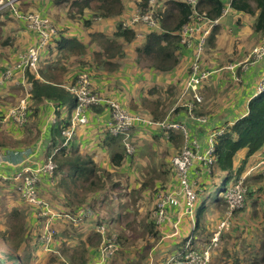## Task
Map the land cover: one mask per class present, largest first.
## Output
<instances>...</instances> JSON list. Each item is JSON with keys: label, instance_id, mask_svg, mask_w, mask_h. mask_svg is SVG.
<instances>
[{"label": "trees", "instance_id": "trees-1", "mask_svg": "<svg viewBox=\"0 0 264 264\" xmlns=\"http://www.w3.org/2000/svg\"><path fill=\"white\" fill-rule=\"evenodd\" d=\"M6 1L7 0H3L0 2V42L2 45L6 44L8 40V37L3 36V33L18 28L15 26L19 21L25 22L15 15L13 8L10 4H6ZM15 1L19 2L21 0ZM37 1H42L39 3L47 6L46 2L48 0H34V4H37ZM54 1L57 4H66V13H64L66 19L58 18L62 23H55L51 19L52 22L56 24V27L59 25L57 27L59 31L58 35L53 41L48 42L39 49L36 68H32L31 66L24 68V78L29 90L30 114L28 120L21 126H16L15 124L3 126H8L10 132L11 130H16L15 126L18 127V129H22L20 137H12L10 133L5 132L3 128L0 127V154L6 152V150H23L25 147L34 144L38 140L41 132L39 127V113L42 105L51 104L56 115L65 110V120L58 123L57 126L52 129L50 132V141L45 145L46 149L43 155L44 161L46 162L48 158H51L55 164L52 173H45V176L50 177L51 183L55 189H57L58 195L65 198L64 205L70 214L75 213L79 208L85 206H90L95 210H102L103 204H107L104 200L109 197L107 200L116 203L115 207H117V210L107 211L105 215H102L104 217L96 220L95 224L104 222L108 225L109 230H114L110 224L116 221L120 229L118 231L114 230L113 232L117 234L118 239L124 244V247L128 241V237L123 233L124 230L136 231L135 228H138L142 231V233H140L142 236H148L146 244L151 248L164 234L162 233L163 227L156 226L154 222V211L156 209L154 195L157 191H169L174 188L171 186L175 178L172 161H169V167H167V164L160 171L148 170L147 173H132V175L127 171H121L119 169L121 166L132 168L133 159L128 157L129 154L123 147L122 139L110 135L105 128L103 129L104 133L101 143L107 146L109 151L110 167L100 166L89 153L81 152L79 147L70 145L69 142L71 139L66 144L62 145V141H64L62 131L70 126V120L76 106V97L67 89V86L75 83L77 75L81 72L71 77L72 73L70 70L71 66L74 64L87 72H91L95 69V65L97 67L102 65L105 70L114 69L118 65L114 59L123 57V43L135 44V53L138 59L145 61L149 67L157 71L166 72L177 67L179 64L178 52H181L178 31L181 26L188 21L192 11L191 7L185 0H157L160 8L159 14L161 15L158 21V29H150L145 33L142 41H139L136 39L135 29L124 28L121 23H118L112 32L106 29H104V31L94 29L95 19L101 18L107 20L109 18L119 17L123 13L125 4L129 0ZM132 1L134 3L133 7L138 6L146 8L148 4V0H130L129 2ZM228 3L231 11L241 12L255 17L254 28L257 32L262 33V37L264 36V0H198L197 10L200 13L204 12L208 19L215 20L221 16L224 7ZM12 4L20 14L22 12H37L35 11L36 7H24L21 2H19L18 5L17 2ZM45 9L49 10L48 7H45ZM86 13H89V15H86ZM41 16L48 18L47 13ZM54 17L57 18V15ZM68 21L73 25L79 24L81 29H85L87 31L85 36L84 34L82 35L80 30L78 32L72 31ZM217 30L218 27L216 25L212 27V33L209 36L210 42H213L214 34ZM35 39L37 41L36 36ZM7 65H10V63H6L2 70H4ZM16 73L13 74L11 79L20 75L19 72ZM187 76L188 75L182 80V87ZM208 78L209 76L202 82L200 88L204 96L203 102L199 107H197V103H194L193 113L195 115H207L211 117L215 112L214 109H211L214 103L212 100L215 96L212 95L209 100L212 102H209L207 101L209 97L206 96L204 91H208L211 88L209 87L210 81ZM10 80H7V82ZM20 86L22 87V85ZM171 90L172 88L170 87L168 92H171ZM92 91L100 94L95 88H92ZM155 91V88L147 90L146 98H143L139 103L134 102L132 105H128L130 109L119 101L118 102L130 111L132 109L135 111L141 110L143 117L147 120L160 121L168 115V109L173 100L171 99L169 103H165L157 98L147 97L148 94ZM186 100V98L181 99V105L176 106L171 112V117L168 115L167 119L170 122L184 124L188 131L186 122L194 120L190 117L187 108L183 106ZM89 108H92L95 112H99L102 109L107 110L109 116L108 105H92ZM2 115L0 114V117ZM139 124L135 125L130 131L131 141L133 140L137 143L141 142L146 136V133L152 139L163 135L164 141H166L168 145H172L174 150L171 159L181 151L185 141L181 129L174 127L163 129L158 125L147 123H145L143 127ZM220 129L221 132L215 134L213 137V152L210 154L211 162L209 167H206L204 170H199L203 167L202 162L193 160L191 170H188V175L191 177V180L195 178V170L202 172L194 184L196 199L193 213L191 212V215L185 213L184 216L179 218L177 225L179 235H183V233H181L182 230L186 232V236L182 241L176 243V246L180 245V251L185 250L188 238H191V242L198 245V248H203L210 244L211 237L216 230L217 224L220 220L225 218L226 213L220 210V214L216 215L215 218L217 219L215 221L213 220L210 224L205 223L203 215L207 210L208 201L213 200L214 204H219L220 201H223L224 197L219 195L220 191L223 192L234 178L245 173L243 170L249 157L264 145V91L258 96L251 98L245 115L239 117L233 123L223 124L210 131ZM244 150V155L239 158V155L243 154ZM23 165L24 164L20 165L16 169L11 168L10 170H6L5 167L1 165L0 172L12 176ZM164 173L168 174L166 181L156 186L154 182L161 178ZM132 176L134 184H131ZM0 182L12 183L13 190H16L18 194H20V181L3 179L0 177ZM135 182L137 183L135 184ZM246 182H248L247 179ZM254 191L256 190H253L252 187L248 185L244 206L234 209V211L230 213L231 215L228 216L229 222L231 218H233L232 214L243 211L247 207V200L253 195ZM142 196L147 198V200L152 199V203H154V205H150L151 211L149 212L150 219L148 221L146 219V210L143 216L140 215L144 205L143 203L139 204L138 201ZM118 199H120L119 202H117ZM23 202L31 206V208L26 207L30 210V214L34 216V210L38 212L35 206L25 201ZM224 204H226V202ZM181 205L183 206V202ZM174 207L175 206L169 207V213ZM8 215L10 218L9 223L4 224V221L0 223V240L2 242H0V264H7V261H10L12 264H19L21 261L23 264H29V256L32 254L30 249L36 246V244H40L39 225L36 227V230L33 231V227L31 228L26 223L27 213L24 208L13 207ZM193 217V226H190L192 222L190 218ZM65 219L66 217L60 216L53 220V225L56 230L58 229L57 222ZM70 223V227L74 226L73 222ZM231 226H233V224H231ZM58 232L59 230L54 235V241ZM69 234L70 232L67 229L64 235L69 237ZM203 235H205L204 239ZM221 236V241L227 246L226 248L224 247L225 252L222 261L227 262V264H264V252L260 255L259 259H255V257L251 256L253 254L256 255V252L253 251L242 257L238 255L236 248H238L241 241H239V236L231 235V230L228 231L223 229ZM100 241L101 236L97 230L93 229L89 231L81 241H76L82 242L81 251L84 255H80L79 260H76V257L71 255L70 259L77 264H90L89 253L87 254L88 248H97ZM262 241L263 240H261L259 245L261 247L262 244L264 248V241ZM134 244L138 246L135 241ZM4 245L8 247H4ZM157 247H160V245ZM161 247L168 248L167 241H164ZM215 249L211 251L214 252ZM63 251H65V249H63ZM227 251H230L231 254ZM118 253L121 254V263L135 264L128 259V255L134 257L137 256L136 253L133 252L128 254L125 251H119ZM143 258H145L144 255ZM165 260L166 259H164V262ZM222 261H220L221 264H223ZM92 263L93 258L91 264Z\"/></svg>", "mask_w": 264, "mask_h": 264}, {"label": "built area", "instance_id": "built-area-1", "mask_svg": "<svg viewBox=\"0 0 264 264\" xmlns=\"http://www.w3.org/2000/svg\"><path fill=\"white\" fill-rule=\"evenodd\" d=\"M191 7V14L186 23H184L178 31L180 36L181 46H193L192 60L189 65V73L184 81L182 92L188 98L183 103L188 110L190 117L199 123L205 122L206 117L203 115H195L193 113L194 103L202 102V95L200 92L202 82L210 75V72L202 67L200 53L203 47V39L217 23L218 19L212 20L205 16V13L198 12V0H185ZM15 15L28 23V25L36 32L37 41L35 44L29 46L27 50L18 55V58L13 64L6 66L1 73L0 81L10 79L14 73L19 72L24 76V68L31 66L35 68V62L39 55V49L50 41H53L58 35V28L46 17L38 13H18L9 1ZM157 0H148L146 8L136 7L131 14L121 22L122 27L132 28L135 25L143 24L149 29H158V21L160 18V8ZM230 9L229 3L224 7L222 14H225ZM205 25V29H202ZM197 43L195 45V40ZM248 59L252 61L261 60L264 58V36L255 44L248 54ZM91 82L87 72H80L77 75L75 83L67 86L76 97V106L70 120V126L62 131L64 141L62 145L66 144L70 137L74 134L76 125L86 124L88 119L85 115L86 110L92 105H108L109 116L105 122L104 128L110 135L120 137L124 147L132 152L133 146L130 139V131L138 123H147L158 125L163 129L179 128L184 136V145L181 151L172 157L173 171L178 181V186L169 190L157 193L156 209L154 211V222L156 226H162L168 218L169 207L181 205L183 202V213H193L194 201L196 199V192L192 189L188 170L190 169L193 160L202 162L206 167H209L211 162L210 154L213 152V137L215 134L221 132L220 130L210 131L207 137V146L203 153L197 154L194 150L198 145L195 141L191 142L188 137V131L184 124L174 123L168 121V116L160 121L147 120L140 114L133 113L126 107L122 106L115 100H108L100 96L97 92L91 89ZM264 91V74L261 76L256 86L255 96H258ZM185 99L184 96L180 97ZM181 102V101H180ZM28 104L26 99H21L19 104L11 107L7 113L0 118V122L9 121L16 125H23L28 120ZM128 152V153H129ZM12 161L4 155L0 154V166L3 163L10 164ZM264 164V159L260 161ZM55 164L51 158H48L45 163L30 167L23 165L12 176H8L0 172V177L3 179H14L21 182V197L26 203L33 205L39 209V216L43 221L42 234L40 241L49 249V244L53 240V235L56 230L53 228V220L56 217L64 216L72 221H79L84 218H91L94 215V209L90 206L79 208L75 213L70 214L66 212L57 213L50 208L47 201L40 198L38 195L37 184L41 182L42 173L51 174ZM245 176L240 175L234 178L230 184L223 191V197L228 203L226 216L220 220L216 226V230L211 237L209 245L203 248H196L190 245L187 250L181 251L180 258L167 264H208L211 256V250L220 239L223 229L228 226V216H230L234 209L243 206V201L246 194ZM179 219L175 221L173 226L177 227ZM74 223V222H73ZM100 233L101 241L97 248V256L93 264H100L106 262L116 253L119 247V239L115 232L107 233L108 225L99 224L96 226Z\"/></svg>", "mask_w": 264, "mask_h": 264}, {"label": "rangeland", "instance_id": "rangeland-1", "mask_svg": "<svg viewBox=\"0 0 264 264\" xmlns=\"http://www.w3.org/2000/svg\"><path fill=\"white\" fill-rule=\"evenodd\" d=\"M0 1H2V0H0ZM60 7L62 10L61 12H63V16H65L64 13H66L65 12L66 11V4H62ZM23 11H25V10H23ZM22 13H25V12H22ZM51 13L52 12L50 11L48 14V18L50 20L52 19ZM86 15H89V13H86ZM127 15H128V12L125 11V14L123 13V16H122L120 21L125 20V17ZM252 19L253 18L250 17L249 15L246 16V19H238V20H236V15L234 16V18L230 17L226 22V25L228 26V28L226 30V35H224L221 38V40H219V42H218L219 43V45H218L219 51L222 52L223 55H225L223 57L226 60V62L228 64L235 62V63H232L236 66L234 68V71H235L234 73L240 72L242 70V67L245 65V63H249L251 61V59H248V60L246 59L247 55H244V51H243V53H240L242 51V48H243L242 47L243 45L241 46V44L235 45L236 50L239 51L240 54H238L236 57H233V58H227V56H232L234 54L232 52V48H234L231 46L232 43L233 44H235V42L239 43V42H241V39H243V37H238L237 39L234 38L233 37L234 36L233 31H235L236 24H238L240 22H245L244 26L240 27V29L242 28L243 32H247V28H251L250 21ZM95 20H97V19H95ZM25 22L23 23V22L19 21L17 23V25L15 26V27H19V29H17V30L5 31V29H4L5 32L3 33V36L8 37L9 42H12V35L14 33L17 34L20 31L22 33H25V34L26 33L31 34V37L27 41H25L23 39L22 43H21V47L17 48V49H14L11 46H7V44H6V47H7V50L9 53L7 54V56L4 59L0 60V71L3 69V66L6 63H10V64L13 63L15 58H16V55L18 58L19 54L24 53L29 46L36 43L35 37L32 38V36H33L32 33H29L28 31L30 30V31L34 32L35 34H36V32L28 25L27 22L26 23ZM54 25H56V24H54ZM136 26H145V25L138 24ZM27 27H29V30H27ZM211 33L207 34L203 39V47H202V50L200 53V59L202 57L204 47L206 46L207 38H209L208 36H210ZM258 33L262 34L261 32H258ZM34 36L37 37V34ZM215 37H216V33L214 34L213 42H210L211 47H210V45L207 46V53H208V56L211 58H212V55H215L214 54L215 49H216ZM137 39H139V37H137ZM235 39H236V41H235ZM228 41H229V44L227 43ZM137 43H139V42H137ZM134 48H135V44L127 45L126 43H123L122 49L124 52L126 51L127 54H124V56L122 58H117L115 60L118 65L112 70H105L102 65L99 67H97L95 65L94 66L95 69H93L91 72H87V71H84V69H81L77 65L74 64L71 66L72 75H75L80 71L81 72L82 71L87 72L89 75L90 82H92V86H93V80L95 77V81L98 84L95 87L93 86V88H95L96 91H98L100 93V96H102L104 98V100L105 99H108V100L112 99V100H115L117 102L119 101L120 103H122L123 105H125L128 108H130L128 106L129 104L132 105L134 102L139 103V101H141L143 98H146V91L147 90H151V89L155 88L156 91L151 93V94H148L147 97L148 98H157V99H159L165 103H169L172 99L173 100L172 104L170 105V107L168 109V115L171 117V112L173 111V109L176 106L181 105L180 104V101H181L180 97L184 96V98H186V99L188 98V96L184 95L182 92V88L184 87V83H183V87H182V82H183L182 80L184 77H182V75L179 72L169 73L171 76H167L168 74H163V75L159 74V73H164V72L157 71V70L149 67L145 61L139 60L138 56H136L133 53ZM209 48H212L211 53H210ZM34 67L36 68V62H35ZM16 74H18V73H16ZM14 79H16V78L14 77L13 80ZM13 80L11 82L5 83L6 87L4 86L5 84L0 85V114H2V112L7 110L9 107H13V105L18 103V100L22 97V92L20 91L19 87L14 86ZM170 87L172 88V90H171V92H168V89ZM91 89H92V87H91ZM104 104H101V105H104ZM94 106H97V105H94ZM131 111L136 112V113L143 116L141 110L135 111L134 109H132ZM146 117L148 118L147 115H146ZM15 131H17V130H15ZM131 145L133 146L132 152H129L124 146L123 147L125 148V151L127 153L129 152L128 157L133 159L132 168H129L127 166H121L119 168L121 171H127L131 175H132V173H135V174L147 173L148 170L160 171L169 163V161H172L171 156L173 155L174 150L172 148V145H168L167 142L164 141L163 135H160V137H158V138L152 139L146 133V136L143 138V140L141 142L137 143V142H134L132 140ZM98 147L100 148L99 150H98ZM91 155L97 162H99L100 165L105 166V167H109V165H107V163H106L108 158H109V151L107 149V146H104L103 148H101V146L98 145L95 152L92 153ZM199 166L202 167L201 165H199ZM167 167H169V164ZM256 168L257 169L255 171L258 172L256 174L257 177L255 176L254 178L249 179V178H247V176L244 175L245 179H247V181H248V182L245 181L246 189L249 185V187L251 186L253 190H256L253 192V195L247 200L248 205L245 208L246 210L249 209L250 217L249 218L247 216H245L244 218L241 217V216L245 215L244 211H238L235 214H232L233 218H231V220L228 223V226L225 228V230H228V231L231 230V232H233L235 235L242 236L241 239L243 240V237H245V235L249 232L250 228L256 226L259 229V231L257 229V237L255 238V242H256L257 246L259 247L261 240L264 241V230H263L264 229V164L259 162V164L257 165ZM204 169H206V168L202 167L199 170H204ZM199 170L194 171L195 176L201 174L202 171L200 172ZM196 171H199V173H197ZM167 176H168V174H165V173L162 174L161 178H159L157 181H155L154 184L157 186V184H160V183L166 181ZM189 179H190V177H189ZM196 181H197L196 178H193V180L190 179V183H191L190 185H191L193 190H194V184L196 183ZM136 183L137 182H135V184ZM38 184H40V183H38ZM38 184H37V187H38V189H40ZM41 184L43 186L40 185L41 190L40 191L38 190V195L40 197L42 196L45 200L49 201L51 204L52 202H51L50 197H52V195H54V194L52 191L50 192V190L49 191L47 190V187L45 184H43V183H41ZM131 184H134L133 176L131 177ZM1 185L4 187L5 191H10V193L8 195H11V197H15L16 199H20L21 201L23 200L21 197V192L19 191L20 194H18V192L16 190H13L12 186H11L12 184H10L8 182V183H4ZM171 186H173L174 188L178 186V181H177L176 177L174 178ZM257 190H259V191H257ZM157 193H158V191L154 195V203H156V201H157ZM136 195H138V194H136ZM219 195L223 197V192L220 191ZM245 197H246V194H245ZM107 199H109V197ZM52 201H54L56 207H58L57 202H56L57 200L54 197H52ZM119 201H120V199L117 200V202H119ZM138 202H139V204L143 203V205H144L140 215L143 216L145 213V210H146V219L148 221L150 219V216H149V212L151 211L150 205H154V203H152V199L147 200V198H144V196H142V198H139ZM225 202H226V200H223V201H220L219 204H214L215 210H213V212L206 210L204 212V215H203L204 222L207 224H210L209 222L212 223L213 220L215 221L217 219L215 217H216V215L220 214V210H221V212H224V211L226 212L228 203L226 202V204H224ZM245 202H246V199L244 198L243 206H244ZM106 203L107 204H105V203L103 204L102 210H95L94 209V211H95L94 215H96L98 213H106L107 211H110V210H116V207H115L116 203L110 202L109 200H107ZM243 206H241V207H243ZM22 208H24L26 210V213L28 214V219L31 217V215L33 216V214L29 213L30 212L29 209H27L24 206H22ZM3 211H4V214L0 215V223H2L3 221H4V224L9 223L10 218H9V215L7 214V209H6V211L5 210H3ZM66 213H69V212L66 211ZM34 214H36L37 219L40 222H42V219L39 216V209H38V212H36L34 210ZM208 215H211V216H208ZM86 220H87V218H84V219L79 220V221H72L71 219L66 218L63 221L57 222V224H58L57 227H58L59 232L55 236V241H56L55 248L57 250H59V254L56 256V257H58L57 261L55 262L54 260H51L50 264H65L66 263L67 258L65 256V254L67 256H69V251H68L69 249L66 248L67 249L66 251H62L64 249L63 247H66L68 244H71L73 247L75 243L72 242L71 240L79 241L84 237L85 231L87 230V228L90 225L89 223L83 224V223H85ZM228 221H229V218H228ZM40 222H39V228H38L39 231L41 228ZM70 222H74L75 226L70 227L69 226L71 224ZM34 223H36L35 220H34ZM233 223H237V224L241 225V228L239 226H232L231 227V224H233ZM164 224H162V226H161V227H163V229H162V233H164L162 235L163 237L161 236L159 241L156 242L154 244V246H152L151 248L149 247L148 244H146V239H148V236H142V234H140V233H142L141 230H139L138 228H135L136 231H130L128 229L124 230L123 233H125V236L128 237V241L125 244V247H124V244L121 243V241L119 240L120 241L119 247H118V250L116 251V253L113 254L111 256V258L108 259L106 262H103L100 264H113L112 261L115 258H116V260L114 261V264H125V262H122V263L120 262V260H121L120 255L121 254L118 253L119 251H121V252L125 251L128 254H131L133 252L136 253L137 256H134V257H131V255H128V259H130V261L134 262L135 264H162V260H164V258H165V253L166 254L171 253L169 257H171V256L172 257L168 260L170 262L176 260L177 258H180L181 257L180 245L176 246V243L182 241V239L186 236L185 235L186 232L182 230L183 235H179L178 227L173 226L170 230H168V229L164 228ZM111 227L116 231H118L120 229V226L116 222L111 224ZM67 229L70 232L69 237H66L64 235V233L67 231ZM114 230L108 229L106 234H108L109 232H113ZM56 233L57 232H55V234ZM54 235H53V238H54ZM204 238H205V235H203V239ZM161 240H162V242L159 244V242ZM219 240L216 242V245L212 248V250L217 247ZM134 241H135V243L138 244V246H136L134 244ZM164 241H167L168 248L170 247V249L168 251H165V250L162 251L163 254L158 252L152 256H149L151 249L152 250L157 249L158 245H160V248H162L161 245L163 244ZM0 242H1V240H0ZM190 244H193V243L191 242V238L190 239L188 238V242L185 245V250L188 249ZM144 245H146V246H144ZM4 247H8V246L4 245ZM76 247L77 248L82 247V242H77ZM226 247L227 246L225 245V248ZM30 252H32V254L29 256V264H46V263L42 262V257H46V256H42V254H41L42 249L41 250H39L38 248L30 249ZM72 252H73V249H72ZM263 252H264V248L261 244L259 252L256 253V255L253 254L251 256L255 257V259H259L260 255L263 254ZM74 254L77 255V258H79L78 255H84L80 252H76ZM143 255L145 258H143ZM92 257H93V254H92ZM92 257H90V264L92 261ZM119 257H120V259H119ZM219 260H220V258L218 259V256H217L216 259L214 261L211 260V262L209 264H221ZM94 261H95V257L93 258V263H94ZM222 262H223V264H227V262H224V261H222ZM7 264H12V263L10 261H7ZM19 264H23V262L21 261Z\"/></svg>", "mask_w": 264, "mask_h": 264}, {"label": "crops", "instance_id": "crops-1", "mask_svg": "<svg viewBox=\"0 0 264 264\" xmlns=\"http://www.w3.org/2000/svg\"><path fill=\"white\" fill-rule=\"evenodd\" d=\"M3 1V0H2ZM0 1V2H2ZM9 1H11L12 3H16L17 5L19 2H21V4L24 7H32L35 8V11H37V13L41 14V15H45V13L49 14V10L52 12L51 13V18L55 23H62L58 18L60 19H66V16H63V12H61V5L62 3L57 4L54 0H48L46 2V5H42L39 2L42 1H37V4H34V0H21V1H15V0H7L6 4H10ZM5 5V4H4ZM133 1L129 2L127 1V3L125 4V9L123 10V13L125 14V11L128 12V15L125 17V19L131 14V12L134 11V9L137 6H134ZM13 6V4H12ZM45 7H48L49 10H46ZM4 8V7H3ZM15 9V7H14ZM4 10V9H3ZM16 10V9H15ZM3 13V12H2ZM123 13L116 18H109L107 20L98 18L97 20H95L94 23V29L96 30H102L104 31V29L112 32L115 29V26L118 23H121L122 21L121 18L123 16ZM62 14V15H61ZM127 14V13H126ZM57 15V18H55L54 16ZM236 15V20L238 19H246L247 14L241 13V12H234L231 11L230 9L228 10L227 13L225 14H221V16L218 19L217 23L215 24L218 27V30L216 32V37H215V44H216V49H215V55H212V58L208 56L207 53V46L210 45V40L209 38H207V43L206 46L204 47L203 53H202V57H201V63H202V67L206 70H208L210 72L209 75V81H210V90L205 91L206 96L209 97V99H207V101H209L212 97V95L215 96V98L213 99L214 103L213 106H211V109L215 110V112L213 113V115L211 117L207 116V115H203L206 117V121L199 123V122H194V121H188L186 122V124L188 125V131H189V139L191 142L195 141V143L198 145L197 149H195L194 151L197 154L203 153V151L205 150L206 146H207V137H208V133L211 129L217 128L223 124L226 123H233L231 121L233 120H237L239 117H242L243 115H245L247 113L248 110V103L251 100V98L255 97V92H256V86L257 83L259 82L261 76L264 74V58L261 60H257V61H250L249 63H245V65L242 67V70L240 72L234 73V68L236 67L234 64L235 62L232 63H227L226 60L224 59L223 53L219 51V40H221V38L226 35V30L228 28V26L226 25L227 20L230 17H233ZM250 16V15H249ZM252 17V16H250ZM253 19L250 21V26L251 28H247V32H243L242 28L240 29V27H243L245 22H240L238 24H236V28L235 31H233L234 34V38H238V37H243V39H241V42L237 43L235 42V44L232 43V52L234 53L232 56H227V58H233L236 57L238 54L243 53L244 51V55L249 54V51L251 50V48L257 44L261 38H262V34H259L255 28H254V19L255 17H252ZM7 20V19H6ZM9 21V20H7ZM65 21V20H64ZM52 22V21H51ZM54 22H52L53 24H55ZM68 24L70 26V29L72 31L78 32L79 30L81 31L82 35L86 34L87 31L85 29H81V26L79 24L73 25L70 21H68ZM214 25V26H215ZM133 29H135L136 32V39L137 37H139V41H142V39L144 38V35L147 31H149L150 29L147 26H134L132 27ZM140 28V29H139ZM18 28H15L13 30H17ZM202 29H205V25H203ZM27 30H29V27H27ZM29 33H32V38H34L36 35L34 32L32 31H28ZM212 29L208 32L211 33ZM242 34V35H241ZM31 34H25L22 33L21 31L19 33H14L12 35V42H9V38L7 40V46H11L14 49L20 48L21 47V43L22 40L24 39L25 41H27L28 39H30ZM209 37V36H208ZM235 39V41H236ZM84 41V40H82ZM195 45L197 43V39L195 40ZM229 44V41L227 42ZM6 44L2 45L0 42V60L4 59L7 54L9 53L6 47ZM127 45H130V43H126ZM237 44H241L242 51L239 53V51L236 50L235 45ZM210 53L212 48H209ZM133 53L136 55L135 53V48L133 50ZM124 54H127L126 51L124 52ZM123 54V56H124ZM192 55H193V46H181V52H178V57H179V64L177 67L166 71L164 73H159L161 75L163 74H168L167 76H171L169 73L171 72H179L182 77H186V75H188L189 73V65L190 62L192 60ZM246 57V59L248 60V58ZM117 58L114 59V61ZM71 71V70H70ZM3 72V70L0 71V76L1 73ZM72 73V71H71ZM67 76V74H66ZM65 76V77H66ZM25 76H15L16 79H14L13 84L17 85L15 87H19L20 91L22 92V97L18 100V103H16L13 106H16L19 104L21 99H26L27 100V104H28V109H29V90H28V86L25 82ZM72 77V74H71ZM11 79V78H10ZM8 79V80H10ZM13 79H11L8 82H11ZM5 83H7V80L4 81H0V85H4ZM97 82L95 81V77L93 80V86H97ZM22 85V87L20 86ZM6 87V84L4 85ZM92 86V82H91V87ZM201 95H202V102L204 100L203 97V93L200 90ZM47 102V101H46ZM201 102V103H202ZM212 102V101H209ZM201 103H197L199 107L201 105ZM130 105V104H129ZM52 105H48V104H44L41 106L40 109V113H39V118H40V122H39V127L41 129L40 135L38 137V140L30 145L25 147L23 150H19V149H14V150H6V152H2L1 154L4 155L5 157L9 158V160H11L12 162L10 164H6L3 163V166L5 167L6 170H10L11 168H18L20 165L24 164V165H28L30 167H35L37 164L41 165L43 163H45L44 161V151L46 149V144L50 138L51 135V131L52 129L57 126L58 123H60L61 121L65 120V110L62 111V113L56 115L54 113V109L51 107ZM11 107H9L7 110L2 112V116L3 117L7 111L10 109ZM130 109V108H129ZM224 111H227V114L224 115L221 119L216 120V117L220 114L223 113ZM50 113V114H49ZM29 114H30V109H29ZM28 114V117H29ZM85 115L88 119L86 124L83 125H76L75 127V131L74 134L70 137V145H75V147H79L81 148L80 151L81 152H87L90 155L92 153L95 152L96 148L98 145L101 146V148L104 147L103 143H101V139L103 136V129H104V125L106 120L108 119V111L107 110H100L99 112H95L92 110V108H88L85 112ZM0 117V118H1ZM234 121V122H235ZM13 123L9 122V121H5V122H0V127L3 128V130L7 133H10V135L12 137H20L22 134V129H18L19 125L15 126V129L17 131L11 130V132L9 131V127H3L5 125H11ZM139 124V123H138ZM137 124V125H138ZM14 125V124H13ZM140 126H145L144 123H140ZM68 140V141H69ZM67 141V142H68ZM63 142V141H62ZM100 148L98 147V150ZM84 150V151H83ZM245 153V150L243 152V154L239 155V158H241ZM92 157V155H91ZM93 158V157H92ZM264 158V145L262 146L261 149H259L258 151H256L254 154H252L249 159L246 162L245 168H244V172L242 175L247 176V178L252 179L255 176L257 177V171H255L257 168V165L259 164L260 161H262ZM94 159V158H93ZM240 160V159H239ZM94 161L99 164V162H97L95 159ZM107 165H109L110 167V154H109V158L107 160ZM100 165V164H99ZM203 168H206V166L202 163ZM7 166V167H6ZM102 166V165H100ZM105 167V166H103ZM112 167V166H111ZM191 170V167H190ZM197 173H199V171H196ZM248 172V173H247ZM46 172L42 173V179L39 185L40 189H38L39 191L41 190V186H43L41 183L45 184L47 187V190L50 192L52 191L54 195H52V197H54L57 201V205L58 207H56L55 202L52 201V197H50L51 199V204L49 201L45 200L42 196L40 198L44 199L45 201H47L50 205V208L57 212V213H62V212H69L67 210V208L64 205V201L65 198L63 196L58 195L57 193V189H55V187L53 186V184L51 183V179L49 176H45ZM48 174V173H47ZM194 177L196 179H198L200 177V175H197ZM191 178V177H190ZM46 179V180H45ZM4 184L3 182H0V215L4 214V211H6L7 209V214H9V211L11 210V208L13 207H19L22 208V206L24 207H28L31 208V206L25 204L23 201H21L20 199H16L15 197H11V195H8L10 193V191H5L4 187L1 185ZM12 184V183H10ZM41 185V186H40ZM12 189H13V184L11 185ZM8 195V196H7ZM225 200V199H224ZM107 202V199L104 201ZM208 207L207 210L213 212V210H215V205L213 203L212 200L208 201L207 203ZM248 205V204H247ZM176 207V208H175ZM173 210H171V212H168V218L165 221L164 224V228L170 230L173 227V224L175 223V221L179 218H181L182 216H184L183 213V206L182 205H177L175 206ZM117 210V207H116ZM245 212V215L241 216V217H245L247 216L248 218L250 217V211L249 209H244L243 210ZM225 212V211H224ZM95 214V211H94ZM106 213H98L96 215H93V217L87 219L85 221V223L83 224H87L89 223V227L87 228V230L85 231L84 237L85 235L95 229L96 226L99 224H105L104 222H100V223H96V220L99 218H102ZM207 214V213H206ZM211 216V215H208ZM34 218V219H33ZM192 220L190 226H193V222H194V217L190 218ZM34 220L36 223H34ZM39 220L36 217V214H34V217L31 215V217L28 219V214L26 217V223L32 228L33 227V231L36 230V227H38L39 225ZM116 221H113V223H115ZM112 223V224H113ZM211 223V222H209ZM41 224V228H40V236L42 234V224L43 221L40 222ZM53 224V222H52ZM168 224V225H167ZM111 225V224H110ZM75 226V225H74ZM233 226H239L241 228V225L237 224V223H233ZM232 227V226H231ZM53 228L56 230V228L53 225ZM257 227H251L249 232L245 235V237H243V240L241 239L242 236H239V241H241L238 245V248H236L238 255L240 257H242L243 255H247L250 252H259V247L257 246L256 242H255V238L257 237ZM58 231V229L56 230V232ZM259 231V229H258ZM182 233V231H181ZM231 235H235L233 232H231ZM83 237V238H84ZM163 237V236H162ZM220 237H222L220 235ZM82 238V239H83ZM81 239V240H82ZM40 240V237H39ZM79 240V241H81ZM72 242H74V246L72 247L71 244H68L66 247H63L65 249V251L67 249H69V256H66L67 261L65 264H77L74 263L70 258L71 255L76 257V260H79V258H77V255H75L74 253L76 252H80L81 251V247L77 248L76 247V240H71ZM221 239L218 242V245L216 247V249L214 250V252H211V260H215L216 257L218 256V259L220 258L219 261H221L224 258V243L221 241ZM162 242V240L159 242V244ZM40 244H36V246H34L32 249L38 248L39 250L42 249V256H46V257H42V262L46 263V264H50L51 260H54L55 262L57 261L56 257L59 254V250H57L55 248V244L56 241H52L49 244V249H46L45 246L42 244L41 241H39ZM194 247L198 248V245L193 244ZM67 248V249H66ZM98 248V246H97ZM97 248H88V256L92 257H96L97 256ZM201 248V247H200ZM73 249V252H72ZM170 249L169 248H165V247H157V249H154L150 251L149 256L154 255L155 253L160 252L161 254H163L162 251H168ZM63 251V250H62ZM223 252V253H222ZM228 253L231 254L230 251H227ZM171 253L166 254L165 253V262L164 260H162V264H167L169 261V259L172 257H169ZM80 256V255H78ZM169 257V258H168ZM116 260L113 259L112 263L114 264V261ZM210 260V262H211Z\"/></svg>", "mask_w": 264, "mask_h": 264}, {"label": "water", "instance_id": "water-1", "mask_svg": "<svg viewBox=\"0 0 264 264\" xmlns=\"http://www.w3.org/2000/svg\"><path fill=\"white\" fill-rule=\"evenodd\" d=\"M227 114V111H224L223 113H220L217 117H216V120H219L221 119L224 115ZM235 120L231 121V122H234Z\"/></svg>", "mask_w": 264, "mask_h": 264}]
</instances>
